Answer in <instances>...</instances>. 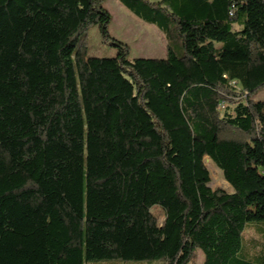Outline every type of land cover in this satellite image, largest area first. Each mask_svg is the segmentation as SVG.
<instances>
[{"label":"trees","instance_id":"obj_1","mask_svg":"<svg viewBox=\"0 0 264 264\" xmlns=\"http://www.w3.org/2000/svg\"><path fill=\"white\" fill-rule=\"evenodd\" d=\"M121 1L181 52L130 57L104 0H0V264H264V0Z\"/></svg>","mask_w":264,"mask_h":264},{"label":"rangeland","instance_id":"obj_2","mask_svg":"<svg viewBox=\"0 0 264 264\" xmlns=\"http://www.w3.org/2000/svg\"><path fill=\"white\" fill-rule=\"evenodd\" d=\"M152 1L132 0L131 7L134 10L136 7L143 8V6H147L155 10L154 16L156 12L166 15ZM103 5L111 16L108 27L110 34L129 46L130 57H164L167 43L176 53L181 52V41L177 35V30L173 28L174 23L170 18H167L168 27L163 26L160 29L157 25L138 18L133 11L123 6L119 0H104ZM86 44L88 46V56L109 57L114 56L116 53L114 47L102 42L96 25H92L88 29ZM252 98L264 99V87L255 91L252 94ZM204 164L210 176L208 185L212 189L220 188L230 192L232 190L231 185L224 179L221 170L207 156L204 157ZM164 217V212L160 211L159 221L162 222ZM247 225L244 229L245 237L242 242L243 248L241 252V254L246 256L255 254V242L264 240V221L247 223ZM247 244H251V246L245 248ZM85 264H164V262L163 260L123 261L114 258L89 261ZM188 264H203V253L200 249L196 250L194 258Z\"/></svg>","mask_w":264,"mask_h":264},{"label":"crops","instance_id":"obj_3","mask_svg":"<svg viewBox=\"0 0 264 264\" xmlns=\"http://www.w3.org/2000/svg\"><path fill=\"white\" fill-rule=\"evenodd\" d=\"M120 1V3L123 5V6H125L124 4H123V2L121 1V0H119ZM138 18H140V17H138ZM140 19H142V18H140ZM143 20V19H142ZM149 23V22H148ZM151 24V23H150ZM153 24V23H152ZM155 25V24H154ZM159 30V29H158Z\"/></svg>","mask_w":264,"mask_h":264},{"label":"built area","instance_id":"obj_4","mask_svg":"<svg viewBox=\"0 0 264 264\" xmlns=\"http://www.w3.org/2000/svg\"><path fill=\"white\" fill-rule=\"evenodd\" d=\"M225 104L224 103H221L220 104V108H224Z\"/></svg>","mask_w":264,"mask_h":264},{"label":"water","instance_id":"obj_5","mask_svg":"<svg viewBox=\"0 0 264 264\" xmlns=\"http://www.w3.org/2000/svg\"><path fill=\"white\" fill-rule=\"evenodd\" d=\"M207 158H209V157L207 156ZM208 186H209V185H208ZM209 187H210V186H209ZM231 187H232V186H231ZM222 190H223V189H222ZM232 190H233V187H232ZM232 190H231V191H232ZM224 191H225V190H224Z\"/></svg>","mask_w":264,"mask_h":264}]
</instances>
